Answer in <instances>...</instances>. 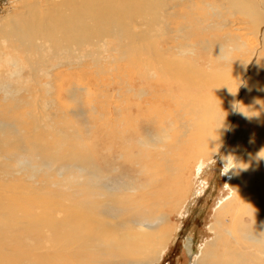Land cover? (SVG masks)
Returning <instances> with one entry per match:
<instances>
[{
	"label": "rangeland",
	"instance_id": "obj_1",
	"mask_svg": "<svg viewBox=\"0 0 264 264\" xmlns=\"http://www.w3.org/2000/svg\"><path fill=\"white\" fill-rule=\"evenodd\" d=\"M13 1L0 0V17L11 15L16 6ZM190 1L192 12L189 9L186 12L200 17L199 24L186 17L187 24L175 28L167 26L163 18L160 27L151 34H177L178 40L166 35L167 44L159 45L164 50L171 48L169 55L163 51V57H176L203 74H210L214 87L225 88L219 96L220 104L214 100L217 109L214 102L208 103L210 115L223 114L222 110L231 112L228 104L237 88L230 85L233 80L225 74L229 66L232 70L238 66L244 50L232 45L235 41L227 45L221 41L220 28L225 19L220 17L219 10L223 2ZM179 17L183 20L182 11ZM236 33L245 35L248 31ZM117 46L115 41L106 40L92 47L98 52L96 60L86 57L89 47L75 51L81 59L69 63L76 64L82 59L83 63L80 69L72 71L68 65L64 71L63 66L51 62L54 56L45 50L42 53L45 64L33 73L26 55L0 39V198L9 199L0 204V230L16 228L20 239L18 257L24 254L32 257H19L17 264H116L110 259V248L118 235L138 230L141 221L151 232L167 237L158 259L151 264H198L201 254L203 258L206 253V245L215 240L219 231L226 246L220 247L225 257L219 258L220 262L245 264L244 258L249 259L247 264L251 261L264 264V153L260 147L255 153L257 166L245 169L247 179L234 170L245 164L250 149L259 142L246 140L243 132L236 130L229 145L223 147L213 141L204 154L183 146L188 154L185 158L179 156V149L174 147L178 139L181 143L177 133L187 126L182 120L176 122L182 113L179 103L189 102L188 106L194 109V99L198 102L200 98L192 95L180 99L179 91H173L171 85L160 83L155 77L147 78L145 67L141 70L140 65L132 66L121 60ZM257 58L248 63L243 77L253 67L262 72L264 59L257 61ZM136 68L139 72L134 71ZM176 168L181 184L174 188L169 178ZM229 180L237 191L228 186ZM8 190L13 193V203ZM237 196H244L243 199L253 196L251 207L246 209L245 203L238 206L242 204L240 211L247 210L243 218L252 224L247 231L259 240L253 245L244 241L247 253L256 256L242 253L241 263L235 255L241 248L234 241L241 231L231 222L238 211L231 214L233 206L229 203ZM223 207L227 208L222 211ZM23 212L29 217L23 218ZM82 216L94 225L93 230L82 223ZM66 218L70 220L69 226L64 224ZM96 222H102L98 232ZM84 229L90 234L82 235ZM70 233L73 237L69 240ZM2 238L0 244L5 245ZM223 248L230 249V254L223 252ZM7 254L8 245L0 246V264H9ZM207 257L203 258L205 264H209Z\"/></svg>",
	"mask_w": 264,
	"mask_h": 264
},
{
	"label": "bare ground",
	"instance_id": "obj_2",
	"mask_svg": "<svg viewBox=\"0 0 264 264\" xmlns=\"http://www.w3.org/2000/svg\"><path fill=\"white\" fill-rule=\"evenodd\" d=\"M189 1L190 0H14L13 2L16 4V6L11 15L8 17H0V39H4L7 42L8 47L10 46L11 48H16V50L26 55V63L33 73H36L38 68L45 64L46 61H44L42 58V53L45 50H48L54 56L51 62L55 61L57 65L63 66L64 71L66 69L65 67H67L66 65H68L72 71L80 69L83 63V59L81 62H75L76 64L69 63L81 59L79 53H76L75 51L78 50V52H82L83 47H89L86 57L94 58L98 52L96 50H92V47H97L106 40L115 41V43L118 44L117 52L120 55L119 57L121 60L129 61L132 66L140 65L141 70L145 67L147 69V78L155 77L158 82L171 85L173 87V91H175V89L176 92L179 91L180 99H185L187 97L189 98L192 95H195L193 97H196L197 95V97L200 98L198 102L195 100L196 98L194 99L195 103H192L196 106L194 109H191L188 106L189 102L188 104H184L182 102L179 103L182 113L180 114L179 112V121L177 119L176 122L178 124L182 120L187 124V126L182 127L177 133V138H180L181 143H179L178 139L177 144H175L174 147L176 150L179 149V156L184 157L188 154L187 149L183 150L181 148L183 146H188L189 149H199V153L204 154L206 151H208V149H210L209 146L213 141H215L216 144L220 143L219 145L223 147L227 144L229 145L231 143L230 140H232L233 143L236 130L240 131V133L243 132L246 140L250 139V141H252V139H255L257 142H259V145L250 149V154L245 159V164H243L239 169H237V166L234 169L235 172L238 171L241 176L247 179L248 176L245 173V169H251L257 166L258 160H256L257 157L255 154L257 152V148L260 147L261 151L264 153V76H262V74L264 75V68H262V73L253 67V69L251 68L252 70H249L248 74L243 77V74H245L247 71V66L250 65L248 64L250 61H256L257 56V61L264 59V0H218V2L221 1L224 3L222 4L223 6L221 5V10L217 8L220 11V17L225 19L220 28L223 31L221 33V36L223 37L221 40L222 43L227 45L229 41H235L232 45L238 48L239 51L244 50V52L241 54L242 56H240V60L238 59V62L241 65L239 66L238 64V66L234 67L233 70L232 67L229 66L227 71L229 75L227 73L225 74L226 77H231L233 80L230 85L237 88L234 92V95H229L231 99L229 100L230 104L228 105L231 108V112L228 110V113L222 110L221 112L223 114H221L220 112L216 111L218 115H210L211 111H209V108L207 109V105H209L208 103L212 101L214 102L213 105L216 108V102H218V105L220 104L219 96L223 95L222 93L225 88H223L222 85L220 88L214 87L215 82L213 81V78H211L210 74H203L200 72V70L198 71L197 69L192 68L188 62H183L176 57L171 59L169 57H163L165 56L163 55V51L167 52L169 55L171 48L164 50V48H160L159 45L167 44L169 40L166 35H169V39H171L173 35V39L178 40L177 34L166 32L155 35L151 34V31H155L160 27L163 18L167 26L172 25L175 28L187 24L184 22L186 17H192V20L194 23L196 21V24L198 21L201 22L199 20L200 17L196 18L190 13L192 12V5L189 3ZM188 9L190 12H186ZM180 11H182L183 20L180 18L181 16L179 17ZM214 26H212V29H214ZM239 30H243L245 33L248 31L249 36L247 33L245 35L237 34L236 32ZM239 39L242 40L240 45ZM235 50L236 49H233V51ZM37 55H39V57H33ZM94 59L96 60V58ZM98 62L100 61L98 60ZM260 63L263 62L260 61ZM254 64H256V62ZM134 71L139 72V68H136ZM247 75L249 76L247 77ZM208 78L210 80L212 79L211 82ZM262 81L263 85L256 88L259 82L262 84ZM186 86H194L195 88L188 89L185 88ZM206 93H208L207 96ZM238 93L239 95H237ZM214 100H216V102ZM221 101H223V99H221ZM183 118L194 122L191 123L185 121ZM171 131L173 132L174 130ZM236 142L238 144V140H236ZM147 145L149 146L150 144L147 143ZM143 146L145 147L144 144ZM144 147L142 149H144ZM167 153L169 154V152ZM191 157L192 159L190 160H193L192 155ZM170 164L168 163L167 165ZM161 165L159 163V166ZM180 166L181 165H179V172L181 169ZM157 167L158 166H156V168ZM161 168L163 169V167ZM159 169L160 168L158 167V171ZM169 172L170 171H168L167 174H169ZM159 173L161 174V171H159ZM176 173L177 168L171 178H169V176L165 173V175L171 180L172 186L174 188L181 184ZM231 180H229L228 186L231 188L233 186V189L236 190ZM150 193L152 194V192ZM9 198L13 203L15 199L13 198L12 192H9ZM243 198L244 196H237L232 200V202H229L233 206L230 209V213L232 214L235 211H238L236 214H233L231 222L233 225H236V227L238 226L239 230L241 231L239 235H236L235 240L233 239L236 245L241 248L240 253L235 252V255L238 256L237 258L239 259L240 263V257H242V253H244V256L247 253V243L245 244L244 241H249L251 245L259 243V240L256 238V236L252 235L253 233L251 234L249 231H247L250 226H252V224L243 218L247 212L246 209L251 207V204H254L252 202L253 196L252 198ZM7 199V197L2 196L0 198V204ZM80 203L82 202L80 201ZM239 203H245L247 205L246 209L240 211L239 206H242V204L238 206ZM226 208L227 207H223L221 210L224 211ZM248 215H252L251 211L248 212ZM28 217L29 214L23 212V218ZM220 217H222V215ZM251 219L254 222V219ZM158 220L160 221V218H158ZM82 223L88 228V230H93L94 225L90 223L85 216H82ZM101 223L102 222L95 223V232L100 231ZM153 223L155 224V222ZM64 224L69 226L70 220L66 218L64 220ZM216 226L214 225V227ZM218 227L219 228H216V231H219L218 229H220V225ZM137 228L138 230H131L126 234L123 233L118 235L117 241L113 243L112 247L110 248V259L113 262H117L119 264L120 259L121 262L123 260V263L127 262V264H151L158 259V256L167 241L166 235L163 233L161 234L158 232H151L149 228H145L143 221H141L140 224H137ZM88 230L84 229L82 235L90 234ZM226 230L229 229L226 228ZM219 232H216L215 240H213L212 243L206 245V253H204L205 255L203 258H205V256H209L207 257V259L209 258L207 262L209 264L222 263L218 260L219 258L223 257V253L220 252V247L221 245L223 247L226 246L222 242V235L221 232ZM0 233V236L3 237L1 241L5 245H8V254L6 258L7 263L17 264V259L22 256L29 259L32 258L30 255L25 254L18 257L17 246L20 244V239L18 238V231L16 228L1 229ZM70 234V236H68L69 240L71 237H73V233ZM5 245L0 244L1 247ZM226 250L227 251L224 249V251H222L230 254L228 251L230 249ZM259 252L260 250L258 251L257 256L258 261L260 258ZM202 255L203 254H201V257ZM251 255L256 256L255 253H251ZM201 257L199 258L200 260L198 261V264L200 261L205 264L206 261ZM224 258L225 257L222 259ZM242 260L245 262V264H247L249 259L246 260L242 258ZM253 260H255V257ZM253 262L254 261H251L250 263L252 264ZM222 264H225L224 261Z\"/></svg>",
	"mask_w": 264,
	"mask_h": 264
},
{
	"label": "trees",
	"instance_id": "obj_3",
	"mask_svg": "<svg viewBox=\"0 0 264 264\" xmlns=\"http://www.w3.org/2000/svg\"><path fill=\"white\" fill-rule=\"evenodd\" d=\"M205 211V210H204ZM202 215L204 214L203 212L201 213ZM201 217V216H200Z\"/></svg>",
	"mask_w": 264,
	"mask_h": 264
}]
</instances>
